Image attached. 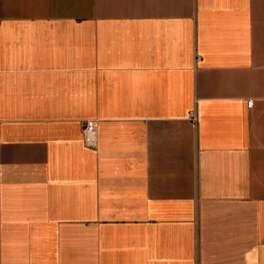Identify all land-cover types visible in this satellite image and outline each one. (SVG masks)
Segmentation results:
<instances>
[{
  "label": "crops",
  "instance_id": "crops-1",
  "mask_svg": "<svg viewBox=\"0 0 264 264\" xmlns=\"http://www.w3.org/2000/svg\"><path fill=\"white\" fill-rule=\"evenodd\" d=\"M0 264H264V0H0Z\"/></svg>",
  "mask_w": 264,
  "mask_h": 264
},
{
  "label": "built area",
  "instance_id": "built-area-1",
  "mask_svg": "<svg viewBox=\"0 0 264 264\" xmlns=\"http://www.w3.org/2000/svg\"><path fill=\"white\" fill-rule=\"evenodd\" d=\"M252 106V103H249ZM193 117L194 112H192ZM83 141L84 144L92 149L98 147L99 137H98V120L88 119L83 124Z\"/></svg>",
  "mask_w": 264,
  "mask_h": 264
}]
</instances>
